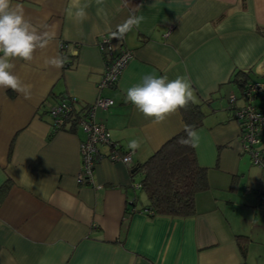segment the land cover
<instances>
[{"label":"crops","instance_id":"obj_1","mask_svg":"<svg viewBox=\"0 0 264 264\" xmlns=\"http://www.w3.org/2000/svg\"><path fill=\"white\" fill-rule=\"evenodd\" d=\"M11 3L53 37L31 62L16 61L30 98L0 89V186L10 182L0 195V264H264V166L243 149L229 108L231 95L244 103L236 71L249 84L264 78V0H81L88 5L83 23L67 14L69 0ZM131 14L143 17L139 27L115 40L113 53L103 48L102 37ZM120 48L133 56L117 83L100 91ZM57 55L62 68L45 66ZM147 74L186 78L204 113L193 145L209 188L196 195L193 216L147 211L136 169L186 126L181 109L154 123L127 101L126 89ZM67 95L78 97L79 111L99 95L113 98L96 118L122 151H132L129 165L100 161L95 185L76 178L83 130L53 128L50 108ZM253 103L264 107V94ZM132 140L139 143L134 152ZM259 149L264 158V138ZM238 234L250 238L245 256Z\"/></svg>","mask_w":264,"mask_h":264},{"label":"clouds","instance_id":"obj_2","mask_svg":"<svg viewBox=\"0 0 264 264\" xmlns=\"http://www.w3.org/2000/svg\"><path fill=\"white\" fill-rule=\"evenodd\" d=\"M96 2L99 4L102 0ZM87 7L81 0H69L66 12L77 23H83L88 19ZM142 20V16L129 15L122 24L117 25L113 35L123 38L134 27H139ZM52 37L53 33L49 30L41 31L19 4L12 5L11 0H0V89H11L22 94L25 99L30 98L31 86L14 73L16 61L31 62L37 50L48 48ZM44 63L45 66L59 69L63 67L64 61L57 55L46 58ZM256 71L261 73V68L257 67ZM126 99L154 123L163 122L168 115L194 102L191 84L186 78L178 76L174 80H168L165 76L155 74H147L141 83L127 88ZM198 139V132L189 129L187 139H182L181 143L192 144ZM128 147L134 152L139 143L132 140ZM129 161L130 157H125L123 162L127 164Z\"/></svg>","mask_w":264,"mask_h":264},{"label":"built area","instance_id":"obj_3","mask_svg":"<svg viewBox=\"0 0 264 264\" xmlns=\"http://www.w3.org/2000/svg\"><path fill=\"white\" fill-rule=\"evenodd\" d=\"M118 39L120 38H116L113 34L105 35L102 37L100 45L113 53L114 41ZM66 46V44H62V48ZM132 56L133 52L130 49H118L97 84L98 90L114 86ZM263 94L264 78L247 86L242 93L244 99L242 105L236 104L235 95H231L229 98V108L232 110L233 118L239 122L241 127L243 149L249 152L253 162L260 166H264V158L259 149L264 138V107L257 106L253 101ZM78 103V97L64 96L50 108V115L54 130L66 128L72 130L74 127H78L85 133L84 139L80 141L81 169L76 178L81 185H95L94 170L100 161L109 159L112 162L124 163V158L130 157V161L127 163L129 165L132 162V151H122L121 144L112 140L106 124L96 118L98 109H108L114 105L113 98L99 95L93 103L87 104L81 111L77 107ZM106 144L109 145L110 151L104 154L100 146ZM97 187H102V185ZM260 201L264 205V194L261 195Z\"/></svg>","mask_w":264,"mask_h":264},{"label":"trees","instance_id":"obj_4","mask_svg":"<svg viewBox=\"0 0 264 264\" xmlns=\"http://www.w3.org/2000/svg\"><path fill=\"white\" fill-rule=\"evenodd\" d=\"M264 34V28L258 29ZM236 71L233 80L239 84L241 92L249 83ZM185 119V129L167 141L157 152L151 155L136 169L142 172V189L149 198L147 210L154 215L189 217L196 214V195L209 188L207 170L198 163L195 147L181 143L187 139V130L202 125L204 113L200 105L190 102L181 109ZM125 151V150H123ZM10 187L6 181L0 186V195L4 196ZM238 246L245 256L248 235L236 236Z\"/></svg>","mask_w":264,"mask_h":264},{"label":"rangeland","instance_id":"obj_5","mask_svg":"<svg viewBox=\"0 0 264 264\" xmlns=\"http://www.w3.org/2000/svg\"><path fill=\"white\" fill-rule=\"evenodd\" d=\"M138 192H139L140 196H142L143 198H146V197H144V194H145V193H143V192L140 191V190H139Z\"/></svg>","mask_w":264,"mask_h":264}]
</instances>
